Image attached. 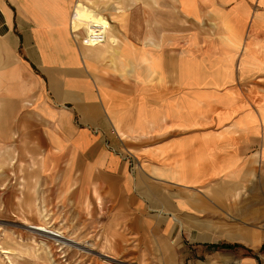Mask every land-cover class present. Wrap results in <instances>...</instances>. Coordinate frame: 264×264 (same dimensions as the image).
<instances>
[{
	"label": "crops",
	"instance_id": "crops-1",
	"mask_svg": "<svg viewBox=\"0 0 264 264\" xmlns=\"http://www.w3.org/2000/svg\"><path fill=\"white\" fill-rule=\"evenodd\" d=\"M0 100L53 201L197 255L264 245V0H0Z\"/></svg>",
	"mask_w": 264,
	"mask_h": 264
},
{
	"label": "rangeland",
	"instance_id": "rangeland-1",
	"mask_svg": "<svg viewBox=\"0 0 264 264\" xmlns=\"http://www.w3.org/2000/svg\"><path fill=\"white\" fill-rule=\"evenodd\" d=\"M15 112V106L0 100V264H239L240 258L231 252L264 264V245L251 254L237 245L215 244L200 248L197 255L185 241L142 242L126 234V219L106 224L108 220L96 219L94 211L53 201L40 187L36 167L41 149L28 131L16 130ZM32 224L60 231L87 250L44 240L30 231ZM121 226L127 235L123 238L117 235ZM257 226L264 233V219Z\"/></svg>",
	"mask_w": 264,
	"mask_h": 264
},
{
	"label": "bare ground",
	"instance_id": "bare-ground-1",
	"mask_svg": "<svg viewBox=\"0 0 264 264\" xmlns=\"http://www.w3.org/2000/svg\"><path fill=\"white\" fill-rule=\"evenodd\" d=\"M30 231L36 235H39V237H43L44 240H52L56 242L57 244L62 245V247H76L79 250L86 251L87 249L85 247H78L73 239L65 237L62 232L50 229L48 227H44L42 225L38 224H32L28 226ZM40 237V238H41ZM43 244H45L44 241H42Z\"/></svg>",
	"mask_w": 264,
	"mask_h": 264
},
{
	"label": "trees",
	"instance_id": "trees-1",
	"mask_svg": "<svg viewBox=\"0 0 264 264\" xmlns=\"http://www.w3.org/2000/svg\"><path fill=\"white\" fill-rule=\"evenodd\" d=\"M230 246H228L227 248H229Z\"/></svg>",
	"mask_w": 264,
	"mask_h": 264
}]
</instances>
